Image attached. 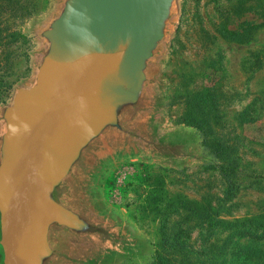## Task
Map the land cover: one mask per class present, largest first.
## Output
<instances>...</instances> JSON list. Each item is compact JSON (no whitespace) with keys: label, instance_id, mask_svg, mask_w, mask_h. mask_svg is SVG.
<instances>
[{"label":"rangeland","instance_id":"374dc122","mask_svg":"<svg viewBox=\"0 0 264 264\" xmlns=\"http://www.w3.org/2000/svg\"><path fill=\"white\" fill-rule=\"evenodd\" d=\"M55 1L0 0V106L31 77ZM153 99L156 137L193 157L137 149L96 167L90 204L137 247L104 264H264V0H178Z\"/></svg>","mask_w":264,"mask_h":264},{"label":"water","instance_id":"95a60500","mask_svg":"<svg viewBox=\"0 0 264 264\" xmlns=\"http://www.w3.org/2000/svg\"><path fill=\"white\" fill-rule=\"evenodd\" d=\"M178 0H56L32 33V75L0 106V264H104L136 250L90 204L110 156L192 158L152 130L153 87Z\"/></svg>","mask_w":264,"mask_h":264},{"label":"trees","instance_id":"16d2710c","mask_svg":"<svg viewBox=\"0 0 264 264\" xmlns=\"http://www.w3.org/2000/svg\"><path fill=\"white\" fill-rule=\"evenodd\" d=\"M228 35L232 36L233 34L231 32H229ZM214 152H216V154H215L216 156H217V154L220 155L221 154V149L218 146H216V148H214ZM220 171L222 172L224 177H228L226 172L223 171V168H220ZM228 182H229V180H228Z\"/></svg>","mask_w":264,"mask_h":264}]
</instances>
